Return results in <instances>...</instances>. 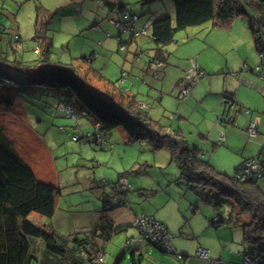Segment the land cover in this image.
Listing matches in <instances>:
<instances>
[{"label":"rangeland","instance_id":"1","mask_svg":"<svg viewBox=\"0 0 264 264\" xmlns=\"http://www.w3.org/2000/svg\"><path fill=\"white\" fill-rule=\"evenodd\" d=\"M148 2L129 0L128 7L141 17L142 13L136 9L149 8L150 5H146ZM70 3L71 0H0V59L7 57L11 62H22L30 67L31 73L53 64H64L70 69L80 67L86 71H81L80 78L96 92L109 93V89L113 92L120 91L123 95L130 96V101L135 99L139 108L148 114L158 111V106L161 105L157 118L165 124L168 119L178 118L177 107L188 98L180 103L177 95L174 96V105L170 109L167 101L159 103L158 96L165 95L164 91L168 90L167 87L162 89V84L167 85L172 79H181L182 75L186 80L183 71L191 70L194 64L201 66V61L212 63L215 60L218 63L220 58L214 45L213 48L203 46L200 42V38L201 41L204 39L200 35L201 29H196L178 33L174 42L164 48L157 47L149 37H141L139 40L142 49L137 61L129 56L131 53L128 55L133 48L117 52L118 33L113 25L108 28L104 26L99 31H93L89 27L93 19L86 5L80 8V15L71 11L67 13L66 10L54 15L55 10ZM154 8L175 18L173 0H159L154 3ZM143 17L141 21L144 20ZM243 20L247 21L245 18ZM13 39H17V42ZM216 40L219 49L229 47L226 40ZM98 41L104 43L102 48H97ZM248 44L250 43L247 42V47ZM251 45L252 55L259 62L253 38ZM93 48L97 50L95 57L92 56ZM158 49L167 54V62L165 66L161 59L151 60L157 67L160 65L157 75L162 78L153 81V78L145 76L144 69ZM126 56L128 59L124 61ZM88 60L92 63H88ZM131 63L138 69H130ZM122 65H126L123 70L128 73V77L120 79L119 68ZM91 67L101 72L97 73ZM162 69L169 74L168 78L164 74L161 77V71L164 72ZM12 71L17 75V70ZM85 73H88L86 77L83 76ZM21 77L25 78L24 75ZM198 82L189 81L190 89ZM115 87L119 90L116 91ZM55 93H37L33 90L23 93L0 85V95L12 97L10 102L0 106V140L3 142L0 143L10 147L36 173L40 182L60 190L59 210L69 220L62 225L65 230H70L72 235L82 232V235L78 233L77 236L84 238L85 228L89 227L90 222L93 224L98 211L103 210V205L94 206L100 200L98 195L102 193L95 183L100 180L115 183L118 175L124 173L125 176H130L129 186L133 192L129 195L136 199V209L140 212L142 206L144 211L154 213L152 216L158 221L168 224L174 232H170L174 248L178 250V256H174L144 243L141 264H183L179 259L181 254L188 256L186 261L190 264L195 259V248L199 247L210 250L214 259L243 263V254L251 251V247L243 240V226L250 222L249 215L238 214L230 201L221 200L206 192H193L180 180L179 170L171 161L169 150H155L146 141L130 143L122 128L112 131L109 135L111 142L103 146L92 139L76 141L75 138L84 137L88 129L94 133L95 129L89 123L92 117L79 120L80 125H77L75 119H69L62 112L65 103L61 99L69 100L74 109L79 111L81 104L77 98L67 96L64 92ZM166 93L170 96L169 92ZM165 108L171 113L166 115ZM184 109L197 115L193 104L185 105ZM185 130L184 137L194 146L195 136L203 128L191 124ZM234 146L240 149L242 147L238 142ZM237 154V149L229 150L225 147L219 154L211 151L208 160L229 177H235L237 166L241 162V159L238 161ZM259 186L264 192V181H259ZM102 187L111 186L103 184ZM31 220L39 224L50 221L37 215H32ZM216 221L223 224L214 227L213 223ZM129 231L128 234L116 235L109 243L107 261L110 264H115L116 258L125 251L127 238L134 236L131 241L138 239V230L132 228ZM74 238L76 237L73 236L72 239ZM131 256V252L126 251L121 264H130Z\"/></svg>","mask_w":264,"mask_h":264},{"label":"trees","instance_id":"2","mask_svg":"<svg viewBox=\"0 0 264 264\" xmlns=\"http://www.w3.org/2000/svg\"><path fill=\"white\" fill-rule=\"evenodd\" d=\"M98 1L105 2L112 10L117 9L116 13L120 16L118 21L124 20V16L128 15L124 13L127 10L123 3ZM173 2L175 19L166 16L153 21L151 37L155 44L159 46L172 44L178 33L207 23H213L221 29H230L236 20L245 18L249 22L260 60L255 70L259 77L264 74V58H261V54L264 53V0H173ZM244 68L247 66L244 65ZM12 69L17 70V75H14ZM199 71L204 73L201 77L206 75L200 68ZM0 85L8 89H18L23 93L30 90L64 92L77 98L83 114L92 117L100 125L102 132L110 134L122 128L130 143L146 141L155 150H169L171 161L179 170L180 180L193 192H206L221 200L230 201L238 214L250 216V222L243 226V240L251 247V251L243 254L242 264H245L247 258L252 259L254 264H264V192L259 186L260 179L241 182L236 176L229 177L218 172L198 148L190 146L182 135L154 121L137 103L130 101V96L121 92L111 95L96 92L89 88L73 69L64 64H53L31 73L30 67L22 62H11L3 58L0 59ZM224 98L229 100L225 103L231 104V107L237 105L235 92L224 94ZM11 100L10 95H0V106ZM67 105L71 107L69 103ZM96 143H99L98 140ZM119 182L109 185L117 191H122V188L117 187ZM103 184L104 182L101 183ZM60 197L61 192L58 188L40 182L34 171L25 165L10 147L0 143V264L104 263V256L92 244L94 240L92 234L95 235L98 231L100 235H105L106 231L112 232L114 225L107 218L104 217L101 224L90 233L85 232L84 238L75 235L74 239L73 236L69 238L62 236L31 220L32 215L52 219L58 211ZM107 211L111 209L104 207L102 210ZM155 220L158 221L156 218ZM222 224L223 222L216 221L213 226L219 227ZM164 227L170 235L167 227L165 225ZM146 244L168 254L166 247L161 244L152 242ZM131 246L126 249H130ZM74 252H79L80 255L74 256ZM171 255L178 256V253L174 249ZM77 258L79 260L75 261ZM100 258L103 259L102 262H98ZM139 258L133 260L131 264H141L142 256ZM179 259L183 260V255L179 256ZM121 260L119 257L116 264H120ZM209 260L222 262L212 259L210 252Z\"/></svg>","mask_w":264,"mask_h":264},{"label":"crops","instance_id":"3","mask_svg":"<svg viewBox=\"0 0 264 264\" xmlns=\"http://www.w3.org/2000/svg\"><path fill=\"white\" fill-rule=\"evenodd\" d=\"M148 1L149 0H144V2H148ZM150 1L152 2H148V4H146V5H150L149 8L136 9V11H140L142 13L141 17L144 16L143 21H141L142 18L140 16L135 15V13L131 12V9L128 7L129 0H110V3L111 4L112 3L113 4L123 3L124 5H126L125 7L127 11L124 13L128 15L136 16L139 18L135 26L137 29L142 28L144 25H146L147 22H152L153 24V21H156L166 16H169L172 19H175L170 14H166L165 11H161L157 8H154V3L159 2V0H150ZM85 5L89 9L88 11L91 14L90 17L93 19V23L89 25V27H91L93 31H99L104 26H107L108 28L111 25H113L114 21L119 20L120 16H118V14L116 13L117 9L112 10L109 8V6H107L105 2L98 1V0H71V3L68 6H64V7H61L55 10L54 15L57 12H65V10L67 13L71 11L72 13L74 12L75 14L80 15L82 14V11H80V8L81 7L83 8ZM108 19H109V22L107 21ZM152 27L153 25H151L150 28L148 29L146 36H139V37H134L130 32H122L115 27L117 29L116 33H118L117 41L119 45L117 52L119 53L121 50L120 46L122 44H125V46L127 47L126 51H128V47H130V50L131 48H133L131 51L128 52V55L131 53L132 55L130 54L129 56H133V58L138 61L137 57L138 55H140L138 53L142 49V47H140L141 44H140L139 39H141V37H149L151 41H153L151 37ZM196 29H201L202 34L200 35H202L204 39L201 41V38H200V42L203 44V46H205V48H208V47L213 48L212 45L216 47V51L220 57L217 60L218 63L215 60L212 63L203 62L200 60L201 66H199V68L206 73L205 76L207 77L202 81L200 80V82H198L199 84L197 83L196 85L191 87L192 89L190 92V96L187 97L188 99H186L185 103L180 105V107H177V112H178L177 119H173V120L168 119L169 120V121L167 120L168 123H165V124L161 123L162 121L159 118H157L159 117V109L161 108V105L158 106V111L155 110L153 113L149 115L150 117H153L152 119L154 121L159 122L161 125L168 127L170 131L176 132L177 134H180L183 137L185 135V131H186L185 129L188 125L195 124L198 127L201 126L203 128V131L198 132V135L195 136L196 138L194 139V141L196 143L194 144V146L190 145L187 140L188 144L192 147L198 148L202 152L203 157H205L207 160H208V155L211 153V151L219 154L223 150H225V147H227V149L229 150L237 149L238 151L237 155L239 157L238 161L239 159H241L240 164L237 166L238 168L245 161L259 157L262 153V149L264 146V99H263L264 81L262 80L261 77H259L257 70H255L257 69V66L260 64V60L259 62H256L251 52L252 51L251 44H252L253 36L250 32V27H248V22L244 21L241 18L236 20L230 29H221V28H218L213 23H207L199 27L189 28L183 32H186V31L188 32L189 30H196ZM108 34L110 35V33ZM109 37H111V35ZM216 38L226 40L229 44V47L225 50L219 49V47L215 43L217 41ZM191 39L198 40V38H191ZM247 42L250 43V45L248 44L249 45L248 47H247ZM253 43H254V40H253ZM103 46H104V43L102 44L100 43V41H98L97 48H102ZM156 46L164 48V47H167L168 45L159 46L156 44ZM255 50H256V47H255ZM92 51H93L92 56L93 57L97 56V52H96L97 50L93 48ZM166 56L167 54L164 52V50L158 49L155 55L153 56V58H150V60L146 64V67L144 69L145 76L153 78L154 79L153 81L155 80L159 81L160 79H162L158 75H157L158 78L155 77L158 72L157 71L158 67H155L156 65L155 62H151V60L153 61V59H161L165 63V66H166V62H167ZM127 59H128V56L124 58V61H127ZM87 62L92 63V61L91 62L87 61ZM132 62L134 63V61ZM128 64L129 62L126 65ZM133 65L134 64L131 63L130 69L132 70L138 69V68H134ZM244 65H246L247 68H244ZM125 66L122 65V67L119 68L121 71L120 79H123L124 73H126L127 74L126 77H128V73L123 70ZM164 69H162L164 72L161 71L162 73L161 77L164 74V76L168 78L169 74L166 73L165 72L166 70ZM93 70H96V69L93 68ZM74 71L80 78L79 75H82L81 71H85V70H82L79 67V68H76ZM96 71L97 73L101 72V70L100 71L96 70ZM189 71L190 70H187V72L183 71L182 73H185V75H187ZM87 75L88 73H85L83 76L86 77ZM184 81H185V78H183V75H182L181 79H178V80L172 79V80H169V83L167 85L162 84L163 85L162 89L163 88L165 89L167 87L168 90L167 91L163 90L165 95L158 96L159 103L163 104L164 102L167 101V105L168 106L170 105V109H171V107L174 105V102H173L174 96L177 95L178 101H180V103L184 101L185 99L180 100V95H179L180 86L181 87L183 86ZM115 88H116V91L119 90L118 87H115ZM109 90H110L109 93L108 92L106 93L110 95L120 92V91L113 92L111 89ZM166 92H169L170 96ZM232 92L236 93L237 105L232 106L231 109L229 110L228 106L230 105L225 103L224 94H228ZM106 93H101V94H106ZM61 99L64 103L68 102L69 105L72 107V109H74V107L72 106L71 102H69V100L64 99V98H61ZM134 103H137L135 99H134ZM188 104L194 105V109L195 111H197L196 116L191 114L189 110L184 109V106ZM239 109H242V110H239ZM243 109L250 110L251 114L247 115L243 111ZM74 111L76 112V116H77V118L75 119L76 122H78L77 125H80L79 120L83 118L85 119L91 118L87 114L84 115L83 114L84 111H82V109H80L79 111L74 109ZM165 111H166V115L171 113L166 108H165ZM89 123L92 125V128L95 129V131L94 133H92L90 132V129H88V132H87L88 134H91L92 136L96 134L104 136L105 140L102 143H99L101 146L111 142V138L109 136L110 134H106L105 132H102V130L100 129V125L93 118L89 121ZM254 123L258 124V136L256 138H252L248 134V129L250 127V124H254ZM61 130L65 131L64 128H62ZM90 139H94L92 140L94 142L97 141L96 137H93ZM197 141H199L200 143L198 144ZM235 142H238L241 144L242 146L241 149L234 146ZM126 143L128 144V142ZM209 147H211V149H207ZM216 169L218 170V172L227 175L225 171H222L221 169H218V168ZM129 177L125 176L123 173V174H119L118 177L116 178L115 183L120 181V179H126L127 187L126 189H122V191L121 190L117 191L111 185H110L111 187L103 188L101 185L102 182H104V184H107V185L114 184V183H110L108 180L106 181L100 180L99 182L97 181V183L92 181V183L94 182L95 185L99 187L98 189L102 190V193L98 195L100 200L97 204H94V206L100 207L101 205H103V208L105 207L108 210L111 209V211H107V212L98 211V213L95 216L94 223L91 224L90 222V224H88L89 227L85 228L86 232L90 233L97 225H100L104 217L110 220L114 225L112 229L113 233L106 231L104 233L105 235H100L98 231L95 235L92 234L94 236V240L92 242L94 248L100 251L101 252L100 254L104 256L103 264H110L107 261L108 245L116 235L124 234V233L128 234L130 232L129 230L134 228L133 221L136 216L142 213L147 214V215L150 214L149 216H152V214H154L152 212H147V210L144 211V208L142 206L140 207V210H141L140 212L139 210L136 209L135 202L137 201L134 197H130L129 195V193L133 192V189L129 186L130 185L129 181L131 180ZM261 181H264V179H261ZM60 211L61 210H59V207H58V211L56 215L52 219H50V221L46 223H43L42 221L41 224L39 223L37 224L42 225V226L45 225L46 227L49 228V230H52L56 232L57 234L66 236L68 238L71 236H75L78 233H82V232H78L72 235L69 232L70 230H65L62 225L63 223L67 224V221L69 220L65 218L63 214L60 213ZM79 224H80V221L78 222V225ZM165 226L167 227L169 233L173 232V229L168 224H165ZM79 230L81 229L79 228ZM170 235H171V245L174 248L175 246L172 242V234L170 233ZM131 237H132L131 239L127 238L126 242L134 239L133 238L134 236H131ZM180 240L183 241L182 238ZM136 244H141V246L136 245ZM142 245H144L143 242H139V241L133 242L130 249H125V251L116 258V262L119 259V257H121L123 260L125 257L126 251H130L132 255L130 260L132 263L133 260L142 256V253H143ZM146 246H149V245H146ZM199 248L201 249L202 247H199ZM174 249L176 250V248ZM134 250H136L135 253L133 252ZM176 251L178 252V250ZM197 251L198 249L195 248L193 252V254L195 255V259L190 261V264H207L206 262L202 261L201 259L197 257L196 255ZM208 251L210 252V255H211V251L210 250ZM75 255H80V254L79 252L78 253L74 252V256ZM181 255H183V260L181 261L183 262V264H187L188 262L186 261V258L188 256H185L184 254H181ZM238 255H240V253H238ZM79 258L75 259V261H78ZM122 260H121V263H122ZM215 260H220V259L215 258ZM222 262H228V261H225L222 259ZM83 263L84 262H74V264H83ZM228 263H231V262H228Z\"/></svg>","mask_w":264,"mask_h":264},{"label":"built area","instance_id":"4","mask_svg":"<svg viewBox=\"0 0 264 264\" xmlns=\"http://www.w3.org/2000/svg\"><path fill=\"white\" fill-rule=\"evenodd\" d=\"M139 20L138 17L136 16H130L126 15L124 16V20L122 21H114L113 25L119 29L122 32H130L134 37H139V36H146L148 29L152 25V22H147L146 25H144L142 28L137 29L135 27L137 21ZM108 36H110L108 34ZM14 40V39H13ZM14 42H17V39L14 40ZM126 46L125 44H122L120 46V49L123 51H126ZM95 57V56H94ZM141 58V56H139ZM261 58H264V53L261 54ZM89 61V60H88ZM91 62V61H89ZM155 67H157L155 65ZM160 65L158 66V68ZM203 72L199 71V67L197 65H193L192 69L187 73L186 75V80L183 83V86H180V100L186 99L190 95V89H189V81H195L198 82L201 78V75H203ZM124 77L127 76L126 73L123 75ZM157 77V74L155 76ZM262 79H264V74L261 76ZM46 93L47 91H40ZM225 101L228 103L229 100ZM231 106V104H228ZM62 111L67 115L68 118L76 119V112L74 109L69 107L66 103L64 106V109ZM244 112L249 115L251 114L249 110H244ZM248 134L252 138H256L258 136V124H250V127L248 129ZM96 137L99 143L104 141V136L103 135H91V134H86L82 138H75L76 141L81 140V139H87L90 140V138ZM236 179L241 181V182H248L252 179H264V146L262 149V153L259 157L250 159L248 161H245L242 165V167L237 171L236 173ZM118 189H126L127 183L126 179H122L119 182V185L117 186ZM133 226L136 230L139 232V237L135 241H128L126 244V247H129L133 244V242L139 241L143 243L147 242H152L153 244H161L162 246L166 247L167 252H174V248L171 245V236L167 233L166 228L164 227L163 224L159 223L158 221L155 220L154 217L149 216L147 214H140L135 217L133 221ZM167 234V236H166ZM197 256L199 259L202 261H206L208 264H227V263H218L212 260H209V252L205 249H199L197 251ZM102 258L98 260V262H102ZM245 264H254L252 259L247 258L245 261Z\"/></svg>","mask_w":264,"mask_h":264},{"label":"water","instance_id":"5","mask_svg":"<svg viewBox=\"0 0 264 264\" xmlns=\"http://www.w3.org/2000/svg\"><path fill=\"white\" fill-rule=\"evenodd\" d=\"M228 109L230 110V109H231V106H230V107H228ZM167 253H168V254H170V255H171V254H173V253H171V252H167Z\"/></svg>","mask_w":264,"mask_h":264}]
</instances>
